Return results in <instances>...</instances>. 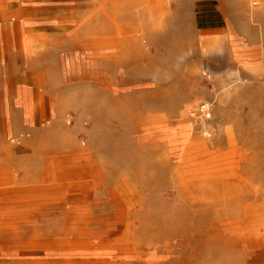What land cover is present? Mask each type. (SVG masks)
<instances>
[{"label":"rangeland","instance_id":"1","mask_svg":"<svg viewBox=\"0 0 264 264\" xmlns=\"http://www.w3.org/2000/svg\"><path fill=\"white\" fill-rule=\"evenodd\" d=\"M64 4L0 6V153L41 126L33 142L94 160L105 187L125 184L137 194L139 238L156 235L164 220L187 224L172 234L175 252L166 264H225L205 260L215 233L204 225L237 219L252 206L264 232V7L252 13L243 0H177L172 13L181 4L182 22L167 34L148 32L128 57L101 64L105 76L93 86L76 68L86 54L81 21L88 9L79 0ZM39 68L47 70L43 92L54 105L43 113L31 107L37 83L29 74ZM203 104L211 106L210 117L200 113ZM197 141L214 157L237 151L243 178L190 183L188 196L178 173ZM11 151L18 170L32 165ZM232 256L233 264H248L247 255ZM262 256L260 264L264 241Z\"/></svg>","mask_w":264,"mask_h":264},{"label":"bare ground","instance_id":"2","mask_svg":"<svg viewBox=\"0 0 264 264\" xmlns=\"http://www.w3.org/2000/svg\"><path fill=\"white\" fill-rule=\"evenodd\" d=\"M11 1L0 0V6ZM65 1L70 0H56L62 5ZM176 1L79 0L88 9L81 21L85 27L86 54L76 66L82 82L101 85L105 76L101 64L128 57L148 32L167 34L176 28L184 18L181 4L177 13H172ZM243 1L252 13L264 7L263 0ZM3 14L7 16L8 12L4 10ZM29 75L37 83L31 107L36 113H43L54 106L51 96L43 92L47 70L39 68ZM221 110L216 107L215 113L221 114ZM39 127L30 126L19 134L16 144H10L6 147L8 151L0 153V264H166L170 261L175 252L172 234L184 232L187 224L181 220L177 223L164 220L162 226L155 227L156 235L139 238L135 217L141 203L137 194L125 184L105 187L96 161L72 158L69 149L58 151L44 140L33 142V129ZM156 127L163 135V127ZM191 141L189 136L185 140ZM170 144L175 148L178 143ZM195 145L186 150V169L178 173L188 196H192L190 183L243 178L237 151L214 157L209 155L205 141H197ZM12 149L21 160L32 158V165L28 169L15 168ZM107 205L111 212L104 213ZM193 213L197 216L199 210L194 209ZM262 221L258 210L248 206L237 219L204 225L205 231L215 233L209 240L205 260L218 258L225 264H233L232 252H240L247 255L248 264H260L264 241Z\"/></svg>","mask_w":264,"mask_h":264},{"label":"built area","instance_id":"3","mask_svg":"<svg viewBox=\"0 0 264 264\" xmlns=\"http://www.w3.org/2000/svg\"><path fill=\"white\" fill-rule=\"evenodd\" d=\"M199 109H200V113H202L203 115L209 117L212 115L211 106H209L208 104L201 105Z\"/></svg>","mask_w":264,"mask_h":264}]
</instances>
